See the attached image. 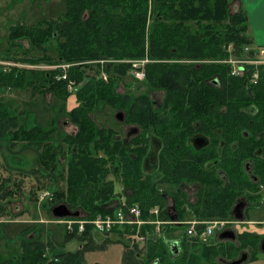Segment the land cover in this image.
Here are the masks:
<instances>
[{
  "label": "trees",
  "instance_id": "obj_1",
  "mask_svg": "<svg viewBox=\"0 0 264 264\" xmlns=\"http://www.w3.org/2000/svg\"><path fill=\"white\" fill-rule=\"evenodd\" d=\"M240 1L63 0L64 13L58 14L54 22L43 20L32 26H13L8 36L10 44L15 46V41L28 39L43 56L24 61L29 69L20 71L14 67L11 73L1 74L0 84L31 90L32 95L41 94L49 100L55 97L62 103L61 114L66 113L63 109L74 94L75 105L67 116L77 132L60 138L55 136L56 128L27 129L18 115H10L0 99V139L9 137L11 148L24 144L38 151L33 176L42 171L54 174L59 162L66 158V189L56 193L63 200L59 205L77 208L79 215L87 214L93 219L99 214H113V205L103 204L124 195L128 204H138L142 219L153 220L150 212L156 207L165 212L167 205H158L162 203L158 187L150 183L143 169L149 129L153 126L156 136L169 143L183 139L185 144L190 135L201 131L211 140L210 145L225 143L219 152L224 157L223 176L217 180L219 199L215 201L209 195L212 178L205 170L210 161L206 154L211 152L209 146L195 152V159L188 162V180L198 181L199 197L208 199V204L184 205L182 200L180 205H173V216L180 221L230 218L239 188L246 186L248 200L252 193L260 196L259 188L264 185V65H245L244 74L239 77L233 76L232 66L224 63L233 57L245 58V48L251 46L248 17L238 5ZM52 39L56 41V60L47 57L46 44ZM249 57L253 58L254 52ZM144 59L150 60L144 68L148 90L140 94L119 93L117 85L128 72H133L131 62ZM42 63L49 68L31 67ZM64 72L68 78L60 80L58 77ZM256 72L260 78L252 85ZM27 73L32 74V79H27ZM69 81L77 86L72 93L66 86ZM150 91L163 92L162 106L171 109L168 117L163 118L164 111H153L157 104ZM104 106L123 112L124 124L141 130L137 141L127 145L113 128L95 121V112ZM228 140L233 141V151ZM232 152L233 171L225 158ZM245 162L249 166L246 177ZM110 175L121 181V194L116 193L114 180L108 179ZM11 183L10 178L0 175V191L4 189L5 196L14 193ZM21 185L14 186L21 189ZM4 210L3 205L0 211ZM161 219L170 218L162 214ZM150 227L139 231V237L145 236L143 248L135 240L133 252L125 245L123 264H150L158 258L161 264H183L182 259L173 258V253L166 257L170 254L163 242L148 239ZM64 230L67 241L76 238L82 243L77 252L53 256L50 243L31 240L22 242L15 255L0 257V264H84V253L96 248L99 234L89 226L82 234L76 230L70 233L66 226ZM137 233L136 227L125 226L114 228L106 236L132 238Z\"/></svg>",
  "mask_w": 264,
  "mask_h": 264
},
{
  "label": "rangeland",
  "instance_id": "obj_2",
  "mask_svg": "<svg viewBox=\"0 0 264 264\" xmlns=\"http://www.w3.org/2000/svg\"><path fill=\"white\" fill-rule=\"evenodd\" d=\"M63 3V0H0V75L11 73L14 67H17L20 71L29 69L30 65L24 61H27L29 57L43 56V53L39 50L32 48L28 39L15 41V46H12L8 39L10 29L19 25L32 26L43 20L54 22L58 14L63 15L64 13ZM46 47L48 49L47 57L56 60L58 56L56 41L50 40ZM248 47L252 49L251 52L254 51L253 47ZM251 52H246V57H249ZM31 67L34 69L49 68L45 63ZM57 67L52 66L51 68ZM243 74L239 77H242ZM31 75V73H27L28 80L32 79ZM258 77L260 78V75ZM251 84L253 85L254 82H251ZM66 86L68 90L71 87L70 83H67ZM116 88L119 93L131 91L140 94L148 90L145 81L137 80L132 71L128 72ZM162 93L149 92L151 98L159 103L162 101ZM71 95L68 104L63 109V112L66 111V113L61 114L62 103L55 97L49 100L41 94L32 95L31 90H18L0 84V99H3L10 115H18L20 123L27 129L33 127H41L46 130L56 128L55 136L60 138L77 132V127L71 124L68 118L71 108L75 105L74 94ZM101 108L99 112H95L93 118L100 125L110 129L113 128L118 133L120 140L123 141L131 126H125L117 120L118 111H113L105 106ZM56 145H59V143L57 142ZM65 148H62V152H66L67 148ZM38 159L39 153L36 149L24 144L11 148L9 137L6 136L0 139V175L3 178L12 180L11 190H14L11 196H5L4 189L0 191V207L3 205L5 207L4 211H0V244L2 246L0 253L5 257L8 253L10 254V251L14 250L15 246L12 244L16 245L18 242H29L31 240H43L50 243V253L53 256L66 252H77L82 246V243L76 238L69 241L65 239L64 226L68 225L64 222L88 220L91 216L87 214L76 216L75 214H79V212L77 208L73 207H68L72 213L70 217L56 218L53 216L54 208L63 203V200L56 193L66 189L64 180L66 176L64 159L66 158H62V162H59L58 169L54 174L51 175L47 171H42L32 176L37 168ZM21 175L30 177L24 178ZM108 179L114 180L115 191L119 194L122 188L120 180L114 175H110ZM20 183H22L21 189L16 187ZM47 193L50 196L42 201L44 198L42 195ZM260 195L251 201H247L251 205H248L249 208L246 211V230L253 235L264 237V189H261ZM116 199L120 198L117 197ZM110 202L113 204V201H109L103 205H111ZM116 207L115 205L112 206L114 209ZM16 208H19V210ZM38 208L39 210H37ZM15 220H19L21 224L10 223V221ZM206 223H213V221L209 220ZM15 228H17L16 231H13ZM170 229L177 231L173 232L171 230L170 233L174 237L172 239H178L177 236H182L181 233L186 232L185 226L170 227ZM9 230L13 233L10 234ZM165 231H169L168 227H163V232ZM99 236L95 239L97 240L94 244L96 248L91 251L87 250L84 253V264H123L125 245L129 246L128 251L133 252L131 247L135 243V238L128 235L122 238L115 235L106 236V234H99ZM3 242H7L10 249L5 248ZM139 243L140 248H143L144 241L139 240ZM256 264H264V261H258Z\"/></svg>",
  "mask_w": 264,
  "mask_h": 264
},
{
  "label": "flooded vegetation",
  "instance_id": "obj_3",
  "mask_svg": "<svg viewBox=\"0 0 264 264\" xmlns=\"http://www.w3.org/2000/svg\"><path fill=\"white\" fill-rule=\"evenodd\" d=\"M150 63L148 60L147 64ZM145 68V67H144ZM145 78L141 81L144 82ZM140 81V80H139ZM163 100V99H162ZM157 105L153 106V111H164L165 114L163 118L169 116V107L162 106V101L159 103L156 100H153ZM123 113V112H122ZM159 117V116H158ZM124 124V120L119 121ZM125 125V124H124ZM129 126V125H125ZM131 129L126 134V138L123 140L124 143L129 145L132 140L135 142L142 132L138 127L130 125ZM136 128L139 130L138 133L129 134ZM156 130L152 126L148 131L149 139L147 144V153L143 159V169L146 171L148 177H150L153 185L158 187L157 193L159 194L162 203L158 205H167V209L163 212L159 207L154 208L152 211V222L150 228L151 231L148 233V239L153 241H161L165 245V248L168 250L169 254L173 253L175 256L173 258L182 259L183 264H256V262L264 261V252H262V247L264 245V237L259 235H253L248 233L246 230V205H251L247 202L254 199L256 193H252L251 198L246 200V186L244 188H239L237 191V196L234 198L232 205L233 209L231 212V217L227 219H214L213 222L217 223V226L213 233L208 236L202 234V224H199L196 228L195 236L187 235V225L180 224L178 222H198L203 223L206 221H201L196 218H187L180 221L178 216H173L174 210L173 205H180L182 200H185L184 205H207L208 199L199 197L198 194V181H191V173H189V168H191L190 158L197 156L195 152H199L205 148L211 146V152L207 151L206 154H209L210 161L206 163V174L211 176V188L210 196L212 199L217 201L219 199L218 191V182L217 180L223 176L221 170L224 157L219 154L220 151H223L225 143H216L212 145L211 140L208 139L201 131L190 135L187 139V143L183 142V139H172L163 140L162 138L157 137ZM191 133V132H190ZM169 134V133H168ZM184 134V133H181ZM189 135L188 133H185ZM198 137H204L207 139V144L201 148H196L194 141ZM136 139V140H135ZM230 142L229 149L233 151L234 144L232 140ZM227 162L230 164L231 169H234V153L232 152L226 156ZM244 167V177H246V171L248 172L249 166L246 162L243 164ZM209 170V172H208ZM231 171V172H232ZM249 177H252L250 175ZM121 182V181H120ZM122 184V183H121ZM230 191L234 192L232 185L229 186ZM261 189H264V185L260 186ZM123 192L121 188L120 194ZM230 192V193H231ZM207 195V193H205ZM261 196V195H260ZM208 197V196H207ZM120 199L113 198V204L115 206L119 205H130L127 203L126 198L119 197ZM119 200V202H117ZM207 203V204H204ZM138 205V204H134ZM238 205H244L242 211L236 210ZM116 207V209H117ZM114 209V212L115 210ZM157 212V213H155ZM162 214H166L169 220L161 219ZM242 215L243 217L239 219L237 216ZM172 218V219H171ZM156 221L164 222L161 224L162 227L157 226ZM209 221V220H208ZM168 222V223H165ZM174 222V223H172ZM147 226V225H146ZM155 226V227H153ZM185 226L186 232L181 233L182 236H177L178 239H172L171 230L177 232L176 230L170 229V227H183ZM163 227H168L169 231L163 232ZM137 228V227H136ZM137 228L138 233L133 236L134 240L138 243L139 240L145 241V237H139V231L142 229ZM185 234V236H184ZM174 238V237H173ZM137 239V240H136ZM176 244V246H173ZM171 254L169 256L170 258ZM151 264H161L160 258L154 259Z\"/></svg>",
  "mask_w": 264,
  "mask_h": 264
},
{
  "label": "built area",
  "instance_id": "obj_4",
  "mask_svg": "<svg viewBox=\"0 0 264 264\" xmlns=\"http://www.w3.org/2000/svg\"><path fill=\"white\" fill-rule=\"evenodd\" d=\"M252 49L249 47L245 48V54L246 52H251ZM254 57H245L242 59H236L231 58L228 61H225L224 63H227L232 66V75L233 76H240L243 73V66L248 64H254V65H264V48H258L254 49ZM148 59L140 60V61H132V69L134 76L137 80L142 81L145 78V70L144 67L147 64ZM65 68V66H62ZM258 73L254 75V78L252 79V82L256 85L258 83ZM62 80H66L67 74L64 72L60 77ZM104 79L107 80V76L104 75ZM71 87L70 91H73L75 89L74 84L69 81ZM44 198L42 201L49 195V193L42 195ZM47 197V198H48ZM154 213V211H151ZM150 212V213H151ZM151 213V214H152ZM157 213V212H155ZM68 226H66L68 232L73 233L75 230L78 232V234H82L85 232V229L89 226L92 228V230L100 235H105L107 233H110L114 228L116 227H137L141 228L146 225L154 224L151 219L145 220L142 219V210L138 205H119L115 212L113 214L108 215H98L93 219H82V221H69L64 222ZM164 222L156 221L157 226H161ZM168 223V222H165ZM174 223V222H172ZM180 224L187 225V235L188 236H195L196 235V228L199 226V224H202V234L204 236L211 235L213 231L215 230L217 223H198V222H178Z\"/></svg>",
  "mask_w": 264,
  "mask_h": 264
},
{
  "label": "crops",
  "instance_id": "obj_5",
  "mask_svg": "<svg viewBox=\"0 0 264 264\" xmlns=\"http://www.w3.org/2000/svg\"><path fill=\"white\" fill-rule=\"evenodd\" d=\"M238 5L244 10L248 17L247 36L251 41V47H253V49L264 48V0H241ZM29 177L30 176H28V178ZM16 209L19 210V208ZM37 210H39V208ZM247 210L248 209H246V211ZM10 223L21 224L19 220L10 221ZM16 229L17 228L13 229V231H16ZM9 233L12 234L13 232L9 230ZM3 244L5 245V248L10 249L7 242H3ZM20 244L21 242H18V244L16 245L12 244L13 246H15V248H13L14 250L10 251V254L8 253L6 255L7 257L0 253V257L8 258L9 256L15 255L19 249ZM0 248H2L1 244Z\"/></svg>",
  "mask_w": 264,
  "mask_h": 264
},
{
  "label": "water",
  "instance_id": "obj_6",
  "mask_svg": "<svg viewBox=\"0 0 264 264\" xmlns=\"http://www.w3.org/2000/svg\"><path fill=\"white\" fill-rule=\"evenodd\" d=\"M117 120L118 121H123L124 120V113L119 112V114L117 115ZM139 130L134 128L133 131L129 134V136H131L132 134H136L138 133ZM194 144L196 145V148H201L203 146H205L207 144V139L204 137H198L196 138V140L194 141ZM244 205H238L236 207V210L242 211ZM247 207V205H246ZM76 216L79 214H75ZM53 216L56 218H66V217H70L72 216V213L70 211V209L66 206V205H59L57 207L54 208L53 210ZM239 219H241L243 216L242 215H238L237 216ZM173 246H176V244H173ZM262 252H264V245L262 247Z\"/></svg>",
  "mask_w": 264,
  "mask_h": 264
},
{
  "label": "bare ground",
  "instance_id": "obj_7",
  "mask_svg": "<svg viewBox=\"0 0 264 264\" xmlns=\"http://www.w3.org/2000/svg\"><path fill=\"white\" fill-rule=\"evenodd\" d=\"M153 227H155V226H153ZM145 237V236H144Z\"/></svg>",
  "mask_w": 264,
  "mask_h": 264
}]
</instances>
